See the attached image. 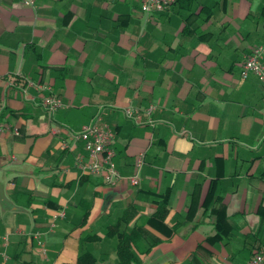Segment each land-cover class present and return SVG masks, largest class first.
Masks as SVG:
<instances>
[{
  "label": "crops",
  "instance_id": "obj_1",
  "mask_svg": "<svg viewBox=\"0 0 264 264\" xmlns=\"http://www.w3.org/2000/svg\"><path fill=\"white\" fill-rule=\"evenodd\" d=\"M141 3L0 0V264H247L264 246V84L241 74L264 0ZM151 104L144 125L125 113ZM97 116L114 184L76 163Z\"/></svg>",
  "mask_w": 264,
  "mask_h": 264
},
{
  "label": "built area",
  "instance_id": "obj_2",
  "mask_svg": "<svg viewBox=\"0 0 264 264\" xmlns=\"http://www.w3.org/2000/svg\"><path fill=\"white\" fill-rule=\"evenodd\" d=\"M23 2L29 6L36 7L37 0H23ZM175 2L176 0H142L141 8L145 13L151 14L153 12L164 11ZM241 74L243 78L254 74L264 84V42L257 45L244 60ZM30 86L38 87L33 82H29L24 85V92L27 93ZM41 103L51 116L64 105L61 98L51 92L43 95ZM155 109L156 105L154 104H151L144 110L128 107L125 109V113L128 117L144 125L147 122L141 120L142 111L150 116ZM148 121L151 124L155 123L151 118ZM71 137L75 142L81 141L84 144L86 156L78 155L76 163L85 173L99 175L109 184H114L123 177L115 161L116 152L114 143L116 132L107 122L97 116L80 130L74 131ZM144 163L145 154L141 152L137 156L135 173L129 176L132 184L136 185L140 182V171ZM32 237L36 240L43 254H46L47 248L42 238V232L37 230L32 234ZM247 264H264V246L258 248Z\"/></svg>",
  "mask_w": 264,
  "mask_h": 264
},
{
  "label": "trees",
  "instance_id": "obj_3",
  "mask_svg": "<svg viewBox=\"0 0 264 264\" xmlns=\"http://www.w3.org/2000/svg\"><path fill=\"white\" fill-rule=\"evenodd\" d=\"M166 203H167V197H166V199L164 198V201L162 203V207L164 209V214H165V207L167 206ZM134 234H135V232L132 231L131 233L126 234L124 236L123 240L120 243V248H119L121 253L123 251H125L126 248H128L129 241L134 239ZM86 258H87V256L85 254L80 255V262H85Z\"/></svg>",
  "mask_w": 264,
  "mask_h": 264
}]
</instances>
